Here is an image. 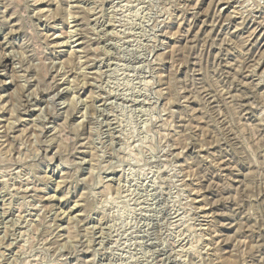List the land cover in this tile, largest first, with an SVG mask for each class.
I'll return each instance as SVG.
<instances>
[{
  "label": "rangeland",
  "instance_id": "obj_1",
  "mask_svg": "<svg viewBox=\"0 0 264 264\" xmlns=\"http://www.w3.org/2000/svg\"><path fill=\"white\" fill-rule=\"evenodd\" d=\"M0 264H264V0H0Z\"/></svg>",
  "mask_w": 264,
  "mask_h": 264
},
{
  "label": "bare ground",
  "instance_id": "obj_2",
  "mask_svg": "<svg viewBox=\"0 0 264 264\" xmlns=\"http://www.w3.org/2000/svg\"><path fill=\"white\" fill-rule=\"evenodd\" d=\"M2 47V46H1ZM5 57V56H4ZM9 58V57H8Z\"/></svg>",
  "mask_w": 264,
  "mask_h": 264
}]
</instances>
